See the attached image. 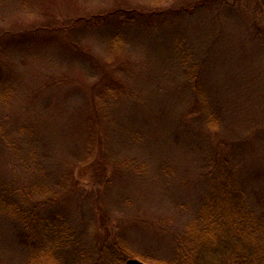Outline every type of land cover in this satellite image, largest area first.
I'll return each instance as SVG.
<instances>
[{"label": "rangeland", "instance_id": "374dc122", "mask_svg": "<svg viewBox=\"0 0 264 264\" xmlns=\"http://www.w3.org/2000/svg\"><path fill=\"white\" fill-rule=\"evenodd\" d=\"M0 1V19L23 21L20 8L9 9L17 0ZM199 1L70 2L96 13L119 3L115 10L123 11L79 41L106 64L112 62L111 36L122 34L113 62L121 69L123 94L96 102L103 119L98 126L92 122V91L56 82L64 75L81 84L96 78L85 56L42 44L27 53L0 37V92L10 94L0 98V178L26 197L37 199L27 190L35 181L43 182L48 199L56 193L59 199L45 204V212L69 220L85 255L103 235V217L130 250L173 264L179 239L210 188L217 189L212 200L225 204L233 181L264 217V35L253 29L263 24L264 0L196 7ZM25 3L28 12L37 11L38 0ZM185 61L197 72L198 90ZM99 135L104 143H96ZM94 159L100 165L90 164ZM67 163L78 189L66 194ZM105 165L107 183L99 185L97 173ZM19 231L0 215V264H25L28 251L17 244Z\"/></svg>", "mask_w": 264, "mask_h": 264}, {"label": "trees", "instance_id": "16d2710c", "mask_svg": "<svg viewBox=\"0 0 264 264\" xmlns=\"http://www.w3.org/2000/svg\"><path fill=\"white\" fill-rule=\"evenodd\" d=\"M25 1L27 0H17L16 5L9 8H20L21 15L17 14L18 17H22L23 21L16 20L19 24L5 18L0 19V37L7 39L10 44L15 43L14 45L21 49H28L27 53L31 52L29 48L32 45L42 44L46 47L50 45L62 47L76 57L85 56L91 63L96 78L86 84L85 81L81 84L77 83L78 81H69V76L64 75L56 82L58 86L63 83L75 85V88H80L83 93L89 91L91 94L92 91L91 96L94 95V109L91 110L92 122L95 121L94 125L98 126L103 119L99 117L95 108L96 102L100 105L109 98L114 99L123 94L124 88L119 80L121 69L113 62L122 45V34L117 31L111 36L108 49L112 62L106 64L101 63L90 51H84L79 41L83 38L81 36L85 31L86 34H90L92 33L90 31H95V28L102 27L107 18L123 13L119 9L115 10L120 4L96 13L92 12L89 6H84L85 9L80 5H70L72 0H38L37 11L28 12L29 4L26 5ZM171 1L150 0V3L161 6ZM242 1L232 0L228 4L236 6ZM215 2L226 3V0H201L195 6ZM196 7L193 6V8ZM82 12L86 13L83 16L77 15ZM26 18L27 22H25ZM246 19L249 21L248 18ZM19 25L20 31L15 32L19 29ZM86 27L90 29L87 30ZM253 29L258 35H264V18L263 24H255ZM41 39H46V41L41 42ZM185 64H187L185 73L191 74L194 90H198L197 72L186 61ZM0 93L2 99V95L6 98L10 97L8 91ZM1 129L0 124V131ZM95 132L99 131L95 130ZM93 138L95 140V137ZM98 141L104 143V137L99 135L96 143ZM100 155H106L103 149L100 150ZM94 163L99 164L98 159L90 162L93 165ZM70 168L68 163L63 166L65 172L62 177L66 194L78 189L73 180V172L71 170L69 172ZM108 171V165H105L97 173L102 181L99 185H106ZM59 182L56 180L57 187ZM234 183L233 181L232 188L229 187L231 189V192H228L230 202L226 201L225 204L212 200L214 191L217 189L210 188L199 209L198 216L186 225L183 236L179 239L181 247L179 245L178 259L173 264H264V217L249 207L242 193L235 189ZM27 190L37 199L32 196L26 197L27 193L23 194V191L20 193V188L0 178V215L13 220L20 226L16 238L17 244L28 251L25 264H125L130 259H136L145 264H165L157 258L144 257L130 250L124 241L113 236L114 233L107 227L109 223H105L103 217L99 219V226L104 230L103 235L99 236L97 243L92 246L94 255L92 259V254L85 255L86 252L78 243V238L69 220L58 211L50 214L45 212V204H54L56 199H59L55 198L56 193L52 195L53 198L48 199V193L41 181H35ZM42 195L44 198H41ZM219 200H223V196H219ZM101 215L104 216L102 211ZM94 227L95 224H92V228ZM79 245L80 249H78ZM182 249L183 253L180 252ZM70 252H73L77 258H66Z\"/></svg>", "mask_w": 264, "mask_h": 264}, {"label": "water", "instance_id": "95a60500", "mask_svg": "<svg viewBox=\"0 0 264 264\" xmlns=\"http://www.w3.org/2000/svg\"><path fill=\"white\" fill-rule=\"evenodd\" d=\"M125 264H144V263H142V262H140L138 260H135V259H130V260H127L125 262Z\"/></svg>", "mask_w": 264, "mask_h": 264}]
</instances>
